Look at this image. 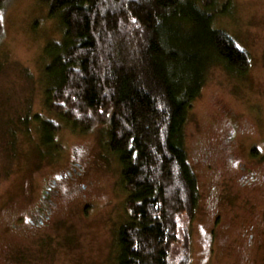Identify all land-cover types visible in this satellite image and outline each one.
Here are the masks:
<instances>
[{"label":"rangeland","instance_id":"374dc122","mask_svg":"<svg viewBox=\"0 0 264 264\" xmlns=\"http://www.w3.org/2000/svg\"><path fill=\"white\" fill-rule=\"evenodd\" d=\"M224 2L231 11L218 14L214 27L247 50L251 64L242 76L211 68L183 127L201 193L191 264H264V0ZM2 24L0 264H119L129 194L119 159L107 149L109 128L74 131L46 105L45 53L63 37L60 23L37 0H10ZM41 120L63 125L58 148L43 146ZM75 155L86 187L65 194L41 228L23 227L46 182ZM242 165L263 182L242 187Z\"/></svg>","mask_w":264,"mask_h":264},{"label":"trees","instance_id":"16d2710c","mask_svg":"<svg viewBox=\"0 0 264 264\" xmlns=\"http://www.w3.org/2000/svg\"><path fill=\"white\" fill-rule=\"evenodd\" d=\"M9 1L0 0V39ZM37 1L63 31L46 48L47 108L74 131L108 126L107 149L122 167L129 195L119 264H191L201 193L183 127L211 68L242 76L251 64L214 27L231 2ZM40 128L43 146L58 148L63 125L41 120Z\"/></svg>","mask_w":264,"mask_h":264},{"label":"flooded vegetation","instance_id":"af4514ba","mask_svg":"<svg viewBox=\"0 0 264 264\" xmlns=\"http://www.w3.org/2000/svg\"><path fill=\"white\" fill-rule=\"evenodd\" d=\"M226 149L233 150L231 146L226 147ZM79 166L84 169V162L81 161L79 155H75L72 157L70 166L67 169L59 172L55 177L50 178L46 182L40 200L36 202L33 208L27 213L26 216H24L25 221L22 224L23 227L41 228L43 225H45L47 220L52 218V214H54V211L57 210L60 200L65 194L72 193L82 186L86 187L85 184L80 183L81 178L77 177V175L83 174V171L79 170ZM246 167L245 165L241 166L245 174L242 175L244 180L240 184L242 187L250 186L252 189L253 185L258 184V181L261 180L260 183L263 181L258 172L250 170V172L247 173L248 167ZM65 190L66 192H64ZM218 218L220 219V216H218Z\"/></svg>","mask_w":264,"mask_h":264}]
</instances>
